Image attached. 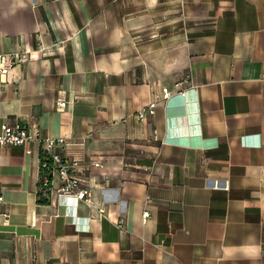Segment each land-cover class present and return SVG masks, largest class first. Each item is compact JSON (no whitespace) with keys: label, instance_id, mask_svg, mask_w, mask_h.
<instances>
[{"label":"crops","instance_id":"obj_1","mask_svg":"<svg viewBox=\"0 0 264 264\" xmlns=\"http://www.w3.org/2000/svg\"><path fill=\"white\" fill-rule=\"evenodd\" d=\"M25 45L0 123L65 137L93 203L0 146V264H264V0H0Z\"/></svg>","mask_w":264,"mask_h":264},{"label":"built area","instance_id":"obj_2","mask_svg":"<svg viewBox=\"0 0 264 264\" xmlns=\"http://www.w3.org/2000/svg\"><path fill=\"white\" fill-rule=\"evenodd\" d=\"M31 48L26 45L22 48L12 49L8 52H0V80L5 82L11 68L19 62L27 61L31 56ZM170 95L167 87L161 88V95L153 92L151 100L142 108L138 109L134 116L142 120L149 114H154L157 103L161 98L165 99ZM66 106L65 99H59L57 110L62 111ZM37 142L40 144V151L48 154L52 161V168L58 175L59 187L56 193L59 197H72L79 202L92 204L93 199L91 191L84 186L82 178L76 173L79 167V160L75 158L64 157L56 148L62 147L65 137H54L45 135L40 127L34 123H28L21 120L4 121L0 123V146H23L25 153L30 155L32 152L31 144ZM45 189L49 188V180L45 178L42 184ZM44 189V190H45ZM3 196L0 194V201ZM99 214H104L102 207L98 208ZM144 220L148 217V212L142 213ZM118 226L122 227L121 223Z\"/></svg>","mask_w":264,"mask_h":264},{"label":"trees","instance_id":"obj_3","mask_svg":"<svg viewBox=\"0 0 264 264\" xmlns=\"http://www.w3.org/2000/svg\"><path fill=\"white\" fill-rule=\"evenodd\" d=\"M51 164H52L51 158L48 156V154L46 152L41 150L40 151V165H41V170H42V176H44V175L50 176V170L52 167ZM42 184H43V182H42ZM43 188H45V187L43 186Z\"/></svg>","mask_w":264,"mask_h":264}]
</instances>
